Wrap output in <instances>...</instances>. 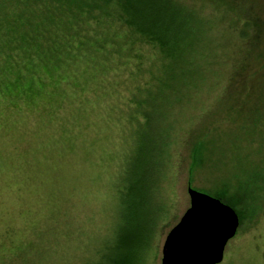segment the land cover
<instances>
[{
    "label": "rangeland",
    "instance_id": "obj_1",
    "mask_svg": "<svg viewBox=\"0 0 264 264\" xmlns=\"http://www.w3.org/2000/svg\"><path fill=\"white\" fill-rule=\"evenodd\" d=\"M182 2L189 38L199 52L191 57L193 77L176 84L182 86L174 85L172 92L162 83L147 87L156 99L151 112L154 126L161 124L154 131L155 143L161 136L167 160L144 185L128 180L127 172L137 161L132 160L138 147L136 134L130 139L132 131L125 127L117 135L103 121L106 113L96 115L99 102L86 104L80 112L95 115L90 124H99L98 131L81 135L55 117L63 109L59 102L64 87L53 73L29 81L25 87L33 88L34 101L23 100L24 108L13 106L10 90L1 87L6 95L0 96V264H30L33 251L38 253L34 264L101 263L125 232L146 236L147 251L161 264L165 238L190 206L185 153L190 166L197 153L195 170L206 178H196L191 187L215 197V183L229 180L238 189L246 181L240 174L250 166H264V146L235 139L243 123L255 128L258 121L264 123V0ZM245 28L248 36L243 38ZM2 76L11 78L12 73ZM66 89L74 100L79 98L71 85ZM16 95L12 98L23 96ZM79 104H69L68 109L77 115ZM201 132L204 145L198 151L199 146L192 148ZM67 205H73V211L61 217L63 227L55 244H46L50 253L43 251L39 239L24 245L31 241L26 231L31 221L55 229L52 217ZM234 238L222 263L228 258L237 264H264V218L247 222Z\"/></svg>",
    "mask_w": 264,
    "mask_h": 264
},
{
    "label": "trees",
    "instance_id": "obj_2",
    "mask_svg": "<svg viewBox=\"0 0 264 264\" xmlns=\"http://www.w3.org/2000/svg\"><path fill=\"white\" fill-rule=\"evenodd\" d=\"M183 7L186 5L182 0H0V96L6 95L2 86L4 90H10V97L11 94L12 97L22 94V98L18 96L19 100L11 97L10 102L13 106L23 107V100L34 101L33 88L25 87L29 81L37 82L53 73L52 77L59 78L64 87L59 102L63 109H59V117L55 116L57 121L72 124L81 135L98 131L99 124H90L95 115L80 112H84L86 104L99 102L96 115L106 113L103 121L112 126L117 135L127 127L132 131L129 138L137 137L138 147L132 158L136 157L137 161L127 172L128 180L132 178L144 185L154 169L160 171L167 160L161 146L162 137L159 136L155 143L154 131L161 124L154 126L157 122L151 112L156 99L147 87L162 83L172 92L174 85L193 77L191 57L199 52L189 38L190 24ZM245 24L250 25L249 22ZM241 34L246 38L247 29H242ZM240 62L243 64L245 57ZM11 73V78L2 76ZM9 81L11 85L7 84ZM67 85L75 89L77 93L73 94L79 95L78 99L74 100L68 93ZM141 86L146 89L145 98L139 90ZM77 103L81 106L76 115L68 108L69 104ZM101 109L105 111L101 112ZM63 111L68 117H63ZM257 123L258 128L249 122L243 123L235 139L264 146V123L262 120ZM204 135L201 132L192 149L203 148ZM193 157L194 164L190 166L189 154L185 153L189 186H193L196 178H205L199 177L195 170L197 153ZM204 164L202 161V167ZM241 175L246 181L238 189L229 185L233 183L229 180L213 185L216 197L238 211L239 230L247 228V222L264 218V166L261 169L259 165L250 166ZM69 211H73V205L59 209L52 217L55 229L40 228L44 226L43 222L31 221L26 228L31 241L24 245H32L39 239L45 245L43 251L50 253L52 250L47 251L50 245L46 244H55L56 234L63 227L61 217L69 215ZM119 239L117 248L97 264H156V255L147 251L146 236L125 232ZM59 243L57 241L56 245ZM36 254L33 251L30 264H34ZM237 263L229 262L227 258L221 264Z\"/></svg>",
    "mask_w": 264,
    "mask_h": 264
},
{
    "label": "water",
    "instance_id": "obj_3",
    "mask_svg": "<svg viewBox=\"0 0 264 264\" xmlns=\"http://www.w3.org/2000/svg\"><path fill=\"white\" fill-rule=\"evenodd\" d=\"M188 194L190 206L167 234L161 264H221L240 216L218 197L191 186Z\"/></svg>",
    "mask_w": 264,
    "mask_h": 264
}]
</instances>
